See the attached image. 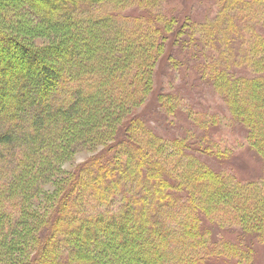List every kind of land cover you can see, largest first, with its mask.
<instances>
[{
  "label": "trees",
  "instance_id": "1",
  "mask_svg": "<svg viewBox=\"0 0 264 264\" xmlns=\"http://www.w3.org/2000/svg\"><path fill=\"white\" fill-rule=\"evenodd\" d=\"M163 1L0 0V11L14 8L0 21L12 32L0 31V264L17 263L20 256L10 252L31 242L15 247L2 237L21 222L34 189L27 182L54 172L55 161L84 143L106 138L119 115L143 103L158 65L176 72L186 89L211 87L244 128L262 177L238 179L234 162L235 170L223 168L232 152L209 138L203 119L202 136L188 142L158 136L141 115L132 116L108 148L67 177L35 261L254 264L264 252V0H206L217 11L204 22L164 14ZM194 1L204 2L188 7ZM20 5L34 21H21ZM46 33L62 37L32 48L33 36ZM166 45L169 53L158 60ZM1 89L14 92L9 101ZM178 94L151 96L154 114L184 119Z\"/></svg>",
  "mask_w": 264,
  "mask_h": 264
},
{
  "label": "rangeland",
  "instance_id": "2",
  "mask_svg": "<svg viewBox=\"0 0 264 264\" xmlns=\"http://www.w3.org/2000/svg\"><path fill=\"white\" fill-rule=\"evenodd\" d=\"M189 1L190 0H164L162 2L163 5L161 6V10L164 14H168L172 17H175L174 14L176 12H179V14H183L184 12L193 14L197 16V22H204L206 19L212 18L217 11L215 6L211 8L209 7L208 9L206 6V0H204L202 5H197L196 1H194L191 7H188L187 5ZM173 5H177V10L174 9ZM19 11L25 15V19L21 21H25L27 19L34 21V18H32L33 16L29 14L28 10L24 8L23 5H20ZM7 12H14V8H7V11L5 12L0 11V21L7 18ZM13 18H15L13 19L14 21L18 19L17 16ZM1 25L3 26L0 22V31L2 34L7 35L12 33L6 31L5 28L1 27ZM171 29L173 31V28ZM166 32L169 34V30H166ZM160 35L161 33H159V37ZM33 37V40H31L32 48H47L53 46V43L56 42V38L53 37H58L59 40L62 35L58 33H46V35H34ZM16 39L19 42L21 41L19 37H16ZM20 43L22 44L23 42ZM163 44L167 43L164 42ZM0 45L2 44L0 43ZM9 45L11 46V44ZM169 51L170 50L167 45L157 50L158 60L163 59L164 55L168 54ZM154 74L155 75L153 77L155 78V81L152 82V90H150L147 97L143 99V103L137 106L134 105L126 115H119L116 122L107 128L109 130H107L108 135H106L107 133L103 135L106 138H102L93 144H87L86 142L68 156L64 158L62 157L59 161H55V171L51 173L47 172V176L40 175L41 173H39V177H30L31 180L27 182V184H31V188L34 189L33 191L27 193L24 199L21 222L17 225L13 232H5L2 237L5 238L4 245H14L15 247L19 246L21 239L27 238L30 239L31 242L27 244L24 251L20 250L17 254L13 251L10 252L11 256L13 254L20 256V259L17 258V263H11L7 260L6 264H38L34 258L37 255L38 247H40V245L44 242L43 237H45L46 228L48 227L47 219L55 216V211L60 198L69 186L66 185L68 181L67 177L70 178L74 172H77L83 163L92 158L95 154L105 148H108V143L113 142V140L117 139L119 134H122L120 133L122 124L126 123L132 116L141 115L142 119L147 122L149 127L154 129L155 134L158 136H162L167 140H181L185 137L188 142L197 140L202 136V123L198 118L201 120L203 119V128L212 127L207 132L209 138L214 140V142L221 148L228 149L232 152V157L228 160L222 161L224 164L223 168L226 166L229 170H235L236 168L237 170L233 174L240 180H257L262 177L263 167L261 161L249 149H247L246 142L244 140V128L230 116L223 100L212 93V89L207 83L199 82L196 83V88L186 89L184 86L186 85L185 82H182L176 72L169 69L168 71L166 70L165 72H162L160 71V65H158L156 73ZM22 86L25 90H33L32 86L27 83L22 84ZM175 89L179 90V94L176 96V98H178V102L176 101V103L177 108L181 109L180 114L184 119H178L176 115H165L163 118H160L157 113L154 114L153 107H155L156 104L155 101H151V96L154 97L161 92L165 93L169 90ZM1 91L2 93H5V98L8 101L14 94V92L12 93L6 89H1ZM16 93L17 92H15V94ZM56 100L51 101L52 106L56 104ZM156 111L158 112L159 109ZM193 117L196 118L192 121L191 118ZM164 131L166 133H164ZM247 151H249V153ZM114 156L115 151L112 148H109L105 154V159L110 161ZM229 162H234L235 168L230 165ZM56 173H58L56 175L58 177L57 180L55 178L49 182L46 181L49 175H54ZM52 239L55 241L57 238ZM80 240L83 243L86 242L83 234L81 235ZM95 241L99 242V239H96ZM103 242L104 241L100 240V243ZM254 264H264V252H260L257 255Z\"/></svg>",
  "mask_w": 264,
  "mask_h": 264
}]
</instances>
